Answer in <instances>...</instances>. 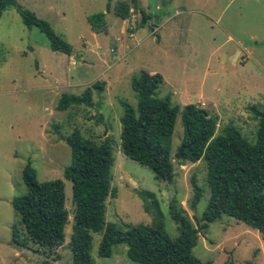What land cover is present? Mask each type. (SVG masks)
I'll return each instance as SVG.
<instances>
[{"label": "rangeland", "instance_id": "1", "mask_svg": "<svg viewBox=\"0 0 264 264\" xmlns=\"http://www.w3.org/2000/svg\"><path fill=\"white\" fill-rule=\"evenodd\" d=\"M14 1L47 21L70 45L71 54L50 49L46 36L35 26H25L14 7L2 11L0 264H71L67 241L73 203L70 181L62 172L72 162L63 137L73 128L94 142L106 135L111 138L115 196L106 198V221L119 229L160 223L172 240L177 230L168 202L174 199L195 224L192 214L199 218L209 190L203 160L179 165L173 157L183 134L179 113L171 134L173 176L168 182L154 178L149 168L122 154L119 102L135 109L131 76L141 69L158 72L162 82L155 90L157 96L169 97L179 108L194 103L215 118L216 131L232 123L254 142L251 106L264 102V0H137L125 22L112 8L126 0ZM139 8L148 15L142 25ZM100 12L106 32L92 31L87 21ZM95 81L102 86L92 91L90 106L56 109L61 93L79 94ZM27 161L39 181L59 178L64 184L68 221L63 243L51 251L30 241L19 246L10 240L11 226L24 235L10 200L25 191L20 174ZM191 177L201 188L194 211L187 204L193 193ZM99 238L100 233H92L94 264H138L126 257L123 243L112 245L109 256H97ZM191 253L209 264H264V239L242 221L221 215L199 231Z\"/></svg>", "mask_w": 264, "mask_h": 264}, {"label": "trees", "instance_id": "2", "mask_svg": "<svg viewBox=\"0 0 264 264\" xmlns=\"http://www.w3.org/2000/svg\"><path fill=\"white\" fill-rule=\"evenodd\" d=\"M137 0L115 3L113 14L126 19ZM108 6V5H107ZM8 7H14L27 27L35 26L47 38L50 49L71 54L70 45L50 27L49 23L34 13L17 6L14 0H0V15ZM140 25L148 15L139 8ZM94 32H106L103 13L87 17ZM162 82L158 72L139 70L130 78V88L135 94V109L120 100L119 116L120 150L123 155L146 166L154 178L170 181L173 176L171 162V134L176 114L180 115L183 129L182 149L177 164L203 160L205 182L209 190L208 201L199 218H191L176 200L168 202V213L176 226L177 235L170 239L160 223L156 226L129 225L119 229L115 223L105 220L106 198L114 197L111 187L112 148L106 135L99 142L84 138L77 128L63 137L70 149L72 162L63 168V177L70 181L73 212L67 247L71 264H94L90 254L92 233H100L96 247L97 256L107 257L115 244L126 245V257L138 264H209L191 253L198 233L207 223L226 215L256 229L264 239V102L251 106L255 121V140L250 142L232 123L216 131V120L206 109L194 103L181 108L171 104L169 97H159L155 90ZM101 82H93L79 94L61 93L57 110L72 105L92 104V91L101 89ZM21 181L25 191L10 200L19 215L24 235L11 226V242L26 246L30 241L51 251L64 240V227L68 211L64 204V184L61 179L39 181L30 162L21 169ZM192 196L187 202L191 211L201 195V188L194 177L190 178ZM151 202L156 204L154 198ZM42 263H46L43 261ZM41 263V264H42ZM243 264H253L246 261Z\"/></svg>", "mask_w": 264, "mask_h": 264}, {"label": "water", "instance_id": "3", "mask_svg": "<svg viewBox=\"0 0 264 264\" xmlns=\"http://www.w3.org/2000/svg\"><path fill=\"white\" fill-rule=\"evenodd\" d=\"M73 59L74 61H77V57L76 56H73ZM181 149H182V143L180 142L179 146L177 147V150L175 151L173 157L174 159H178L180 154H181Z\"/></svg>", "mask_w": 264, "mask_h": 264}, {"label": "built area", "instance_id": "4", "mask_svg": "<svg viewBox=\"0 0 264 264\" xmlns=\"http://www.w3.org/2000/svg\"><path fill=\"white\" fill-rule=\"evenodd\" d=\"M131 11H132V9H130L129 13H130ZM126 20H127V18H126V19H123V22H125ZM128 29H132L131 26H129ZM129 36H131V33H129ZM115 40H116V41H119V38L116 37ZM110 50H112V49H110Z\"/></svg>", "mask_w": 264, "mask_h": 264}, {"label": "crops", "instance_id": "5", "mask_svg": "<svg viewBox=\"0 0 264 264\" xmlns=\"http://www.w3.org/2000/svg\"><path fill=\"white\" fill-rule=\"evenodd\" d=\"M121 21L123 22V19H121ZM150 72V71H149Z\"/></svg>", "mask_w": 264, "mask_h": 264}]
</instances>
